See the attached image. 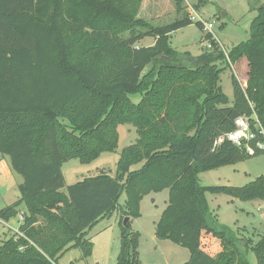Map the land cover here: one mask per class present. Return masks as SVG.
Returning <instances> with one entry per match:
<instances>
[{"label": "trees", "instance_id": "trees-1", "mask_svg": "<svg viewBox=\"0 0 264 264\" xmlns=\"http://www.w3.org/2000/svg\"><path fill=\"white\" fill-rule=\"evenodd\" d=\"M143 2L0 0V152L23 178L19 200L0 210V221L16 220L26 208L23 236L2 243L0 264H56L72 248L89 257L88 231L118 210L124 192L122 214L132 220L144 196L163 190L169 205L156 237L189 249L187 264H250V251L264 264V234L254 243L214 225L206 199L212 193L264 202V176L242 187L199 180L251 158L228 141L214 149L236 129V119L247 117L257 135L264 129V4L250 39L229 54L231 63L247 59L250 69L245 88L232 76L230 105L218 66L226 56L217 49L187 61L192 57L168 39L193 20L154 27L139 18ZM183 2L177 1L179 14ZM147 38L154 44L144 47ZM134 94L142 96L137 104ZM122 125H132L138 140L122 152L116 174L102 171L63 193V165L117 152ZM259 155L264 152L253 157ZM130 224L121 223L117 264H142L140 234ZM204 232L209 237L202 245Z\"/></svg>", "mask_w": 264, "mask_h": 264}, {"label": "rangeland", "instance_id": "rangeland-1", "mask_svg": "<svg viewBox=\"0 0 264 264\" xmlns=\"http://www.w3.org/2000/svg\"><path fill=\"white\" fill-rule=\"evenodd\" d=\"M178 0H144L139 18L150 22L154 27H164L186 16L193 20V24L173 32L169 36V45L184 56L198 58L204 54H213L220 50L219 45L208 49V40L203 38V32L198 23L200 20L214 24V33L218 37L225 51L229 55L233 48L240 46L250 39L251 25L258 16V9L264 0H184V12H177ZM154 43L153 38L143 40L142 46L149 47ZM217 46V47H216ZM221 74V87L228 97L230 105L234 101L232 76H236L243 87H247L249 79V64L247 59L228 64L227 61L218 63ZM134 103H139L142 96H130ZM119 147L115 153H104L97 160L89 164H82L79 160H72L63 165L62 173L65 178L63 193L67 188L99 175L102 171L116 174L118 162L122 152L136 143L138 134L132 125H122L118 128ZM3 156L0 152V210L18 201L19 186L23 178L11 166L2 164ZM137 168H140L137 167ZM264 176V155L247 158L235 165L226 166L218 170L199 175L203 186L242 187L257 178ZM169 190L151 193L143 197L140 203V215L130 219L131 228L140 234L138 251L142 264H187L191 258L189 249L177 245L169 240L156 237V226L169 205ZM208 204V219L220 228H227L233 233L247 240L257 243L264 234V202L260 200L245 202L226 194L206 195ZM127 204L124 192L118 202V210L101 219L91 230L87 238L92 242V253L85 257L82 249L72 248L57 260L56 264H117L121 243V223L126 217L122 212ZM20 208L25 212L26 208ZM18 220L14 227H18ZM204 232L202 245L207 243ZM13 236L12 231L0 221V246L5 240ZM206 236V237H205ZM215 255L217 252L212 250ZM250 264H258L254 252L247 253Z\"/></svg>", "mask_w": 264, "mask_h": 264}, {"label": "built area", "instance_id": "built-area-1", "mask_svg": "<svg viewBox=\"0 0 264 264\" xmlns=\"http://www.w3.org/2000/svg\"><path fill=\"white\" fill-rule=\"evenodd\" d=\"M203 26V38L208 40V49L213 48L214 45H219L220 48L225 52L226 61L228 64H231V60L227 52L225 51L224 46L219 41L218 37L214 33V24L205 22L200 20L199 21ZM236 129L233 132L227 133L223 137L219 138L215 144L214 149L219 148L224 141H228L235 145L242 151H245L249 157H253L256 155L257 152H264V129L257 125L259 130V135L262 137L261 140H258V136L255 131L250 126V121L247 117H239L235 121ZM255 143V147L252 145ZM18 220V227H14ZM24 223V212L20 213L17 219L15 220L14 225L12 222L4 224L12 231L14 237L19 238L23 236L20 232V226ZM22 249V248H21Z\"/></svg>", "mask_w": 264, "mask_h": 264}, {"label": "crops", "instance_id": "crops-1", "mask_svg": "<svg viewBox=\"0 0 264 264\" xmlns=\"http://www.w3.org/2000/svg\"><path fill=\"white\" fill-rule=\"evenodd\" d=\"M153 44H154V43H153ZM8 159H9V158H5V157H3V158L1 159V160L3 161L2 164H5V165L8 166V165H9ZM18 200H19V199H18ZM21 208L24 209L25 206H21ZM22 209H21V210H22ZM25 210H26V209H25ZM22 212H23V211H22ZM22 212H20V213H22ZM25 212H26V211H25ZM25 212H24V213H25ZM2 223L4 224V222H2ZM14 223H15V220H13L12 225H14ZM4 225H5V224H4ZM11 237H12V236H11ZM208 237H209V236H208ZM213 249H214V250L216 249L215 252L218 253V250H217V248H216L215 245H213V246L210 247V251H212Z\"/></svg>", "mask_w": 264, "mask_h": 264}, {"label": "water", "instance_id": "water-1", "mask_svg": "<svg viewBox=\"0 0 264 264\" xmlns=\"http://www.w3.org/2000/svg\"><path fill=\"white\" fill-rule=\"evenodd\" d=\"M186 60L194 62V63L198 61L197 58H186ZM128 222H129V218H126L125 221H124V226H127Z\"/></svg>", "mask_w": 264, "mask_h": 264}]
</instances>
